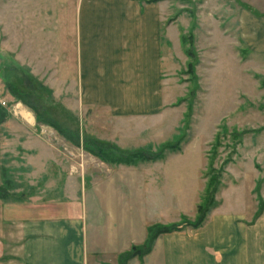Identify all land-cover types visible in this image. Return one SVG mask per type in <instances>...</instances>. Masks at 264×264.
Wrapping results in <instances>:
<instances>
[{
	"label": "crops",
	"instance_id": "obj_1",
	"mask_svg": "<svg viewBox=\"0 0 264 264\" xmlns=\"http://www.w3.org/2000/svg\"><path fill=\"white\" fill-rule=\"evenodd\" d=\"M151 1L0 0V47L13 70L39 71L63 102L107 109L114 136L100 140L156 149L165 142L143 145L141 136L172 131L174 140L180 127L172 53L181 38L174 6ZM244 15L241 38L264 55V35ZM9 113L0 124V187L3 171L17 185L0 198V264H118L150 226L197 217L201 161L172 153L135 166L80 162L82 149L48 140L17 106ZM260 179L255 168L235 176L203 227L161 235L127 264H264Z\"/></svg>",
	"mask_w": 264,
	"mask_h": 264
},
{
	"label": "rangeland",
	"instance_id": "obj_2",
	"mask_svg": "<svg viewBox=\"0 0 264 264\" xmlns=\"http://www.w3.org/2000/svg\"><path fill=\"white\" fill-rule=\"evenodd\" d=\"M166 1L174 6L173 17L177 20L176 34L179 32L181 38V45L176 44L175 53H172L175 58L174 71H172L175 78V95L180 97L175 105L177 106L175 111H179L176 118V125H180L179 129L185 127L186 116L191 115L189 126L184 128L187 132L186 139L181 145V151L176 154L181 153L180 157L191 159L192 163L195 160L201 161L202 169L199 173L203 189L201 198L211 175L209 158H213L215 149L217 157L214 166L217 170L222 168L225 161H229L224 164L220 190L231 184L235 176L248 174V171L252 172L255 168L256 175L259 173L261 178L257 183V191L261 192L264 186V55L257 52V47L254 52L246 46L241 38L240 27L244 23V14L250 13L255 29L264 35V0ZM39 23L40 21H37V24ZM190 34L194 35V48L199 60L195 71L196 85L193 76L188 72V63L192 61L185 54L188 46L182 42V37H188ZM261 40L258 37V41ZM164 47L166 49L167 45ZM12 61L6 50L0 47L2 64L0 101L6 103L3 107L8 113L16 106L20 112L29 113L33 120L31 123L54 143L69 142L53 128L46 125L38 126L34 111L29 107L31 103L40 110L46 106L51 118L72 131L79 129L83 134L104 140L114 136L113 130L116 124L107 109L81 107L79 103L72 105V102H63L60 94L57 93L59 89L54 85L51 89L45 83L47 80L40 78L39 71L23 70L21 66L14 71ZM28 75L34 77L37 84L30 81ZM9 80L20 87L28 105L24 102H16L7 88L6 83ZM40 85L50 92L41 89ZM173 133L170 131L154 136L145 134L141 136L139 143L144 145L152 142L157 145L167 140L173 141ZM175 133L176 136L179 135V131ZM217 135L218 142L215 141ZM127 136L129 140L133 138L131 134ZM170 156L174 155L168 154L165 159ZM75 157L80 162H88L92 159V155H88L83 149ZM184 167L189 168V166ZM191 167L192 173H195V166ZM8 175L9 172L6 173L8 182L6 188L9 190L12 188L9 183L14 185L17 183L14 180L10 181ZM23 196H25L23 193L18 195V197Z\"/></svg>",
	"mask_w": 264,
	"mask_h": 264
},
{
	"label": "trees",
	"instance_id": "obj_3",
	"mask_svg": "<svg viewBox=\"0 0 264 264\" xmlns=\"http://www.w3.org/2000/svg\"><path fill=\"white\" fill-rule=\"evenodd\" d=\"M158 1H162V0H152L151 2H158ZM182 42L184 45L188 46L185 49V54L189 59L192 60L188 63V72L190 75L193 76L194 79L193 81L196 85L197 76L195 71H196V66L199 63V60L197 57L196 50L194 48V35L190 34L188 37L183 36ZM16 70L17 69H15L14 71ZM29 78L31 79L30 81H33L34 84H37L34 77L29 76ZM15 81H17V78H15ZM6 84L10 93L13 95V97H15L16 102H24L26 105L29 104L25 100L24 95H22L21 92L22 90L20 89V87L16 85L14 81L9 80L7 81ZM20 84H22V82ZM40 88L43 90L46 89V87L44 88L42 85H40ZM192 93L194 94V91H192ZM26 94L28 95L29 93ZM29 107L34 111L38 126L46 125L53 128L61 137L65 138L67 142L71 143L73 146L83 149L86 153L96 157L100 161L109 165L135 166L140 163L157 162L165 159L168 154L180 152L181 145L187 136L186 129L184 128L189 126L188 122L191 117L190 114L186 116L187 121L186 124L184 125L185 127L179 129V135H177L173 141L165 142L156 149L142 148V149L127 151V150H122L113 143L100 140L88 134H83L82 132L79 131V129L72 131L71 129L65 128L59 121L51 118L48 115L49 112L46 110V106L45 108L43 107V109L40 110L38 106L31 103ZM8 118H9V113L7 109H5L0 104V124L5 123L8 120ZM215 141L218 142V135L216 136ZM214 151L215 153L213 154V158L212 157L209 158L210 159L209 171L211 175L207 183L205 192L201 198V202L197 207V217L195 221H190L187 218H183L180 224H173V225L155 224L150 226L148 228L147 241L143 245L133 246L129 251L120 255L118 264H127L130 260H132L135 257L142 258L147 254H149L153 249L156 239L161 235L180 232L186 229L187 227L191 228L192 230H198L201 227H203L211 211L217 208L219 205L216 195L220 191V187L222 185V177L225 168L224 164H227L229 162V161H225L224 164L222 165V168L217 170L216 167L214 166L217 157V151L216 149ZM6 173H7L6 171H3L5 182L3 186L0 187V198H3L8 191V188H6L8 184V182L6 181ZM263 211H264V202L261 200L258 216H260Z\"/></svg>",
	"mask_w": 264,
	"mask_h": 264
},
{
	"label": "bare ground",
	"instance_id": "obj_4",
	"mask_svg": "<svg viewBox=\"0 0 264 264\" xmlns=\"http://www.w3.org/2000/svg\"><path fill=\"white\" fill-rule=\"evenodd\" d=\"M22 114H23V116H24L25 118H27L29 121H31V116H30L29 113L23 111Z\"/></svg>",
	"mask_w": 264,
	"mask_h": 264
},
{
	"label": "built area",
	"instance_id": "obj_5",
	"mask_svg": "<svg viewBox=\"0 0 264 264\" xmlns=\"http://www.w3.org/2000/svg\"><path fill=\"white\" fill-rule=\"evenodd\" d=\"M0 104H1L2 106H5V105H6V103H5V102H2V101H0Z\"/></svg>",
	"mask_w": 264,
	"mask_h": 264
}]
</instances>
